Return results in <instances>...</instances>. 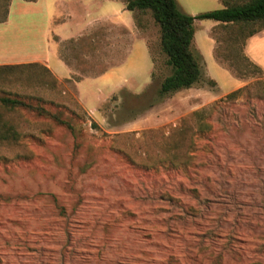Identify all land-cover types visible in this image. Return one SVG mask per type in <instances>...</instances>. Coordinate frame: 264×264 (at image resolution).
I'll return each mask as SVG.
<instances>
[{"label":"rangeland","instance_id":"rangeland-1","mask_svg":"<svg viewBox=\"0 0 264 264\" xmlns=\"http://www.w3.org/2000/svg\"><path fill=\"white\" fill-rule=\"evenodd\" d=\"M47 1L65 18L51 31L77 36L55 37L70 76L56 57L53 75L0 52V97L33 106L0 102V264H264V69L246 65L250 38L231 50L235 32L197 19L202 77L161 95L171 67L150 11ZM177 1L193 16L223 7ZM9 126L17 139L2 138Z\"/></svg>","mask_w":264,"mask_h":264},{"label":"trees","instance_id":"trees-1","mask_svg":"<svg viewBox=\"0 0 264 264\" xmlns=\"http://www.w3.org/2000/svg\"><path fill=\"white\" fill-rule=\"evenodd\" d=\"M10 1L0 0V22L8 18ZM220 1L223 7L193 16L182 11L177 0H126V8L128 10L150 11L160 27L161 48L167 56V64L171 67V74L167 75L162 81L160 87L161 95L190 88L196 85L202 77L201 64L192 49L195 38V21L197 19L215 20L222 23L225 28H229L230 32H235L234 36L229 37L226 42H229L228 47L231 50L237 51H243L247 40L264 30V0ZM90 43H92V39ZM243 57L247 61V66H253L261 70L258 65L249 60L246 54ZM18 65L21 67L40 66L44 71L54 75L48 67L41 63H23ZM8 67L10 66L3 65L0 68ZM235 94L236 92H233L229 97ZM0 102L8 108L24 105L33 107L22 99L15 97L3 96L0 97ZM3 127H7V125L5 124ZM2 138L17 139L11 126H9V132H7L6 128Z\"/></svg>","mask_w":264,"mask_h":264},{"label":"crops","instance_id":"crops-1","mask_svg":"<svg viewBox=\"0 0 264 264\" xmlns=\"http://www.w3.org/2000/svg\"><path fill=\"white\" fill-rule=\"evenodd\" d=\"M52 6L55 8L57 3L53 2ZM54 15L55 18H53ZM57 16L49 9L47 0H11L8 18L0 22V52L7 53L10 58L2 64L37 62L45 65L57 75L51 61L53 57H56L54 59L57 62L60 61L62 65L56 62L55 66L61 72L62 66L67 68L68 76H70L71 68L67 61L60 56L59 44L55 37L74 39L77 36L65 37L60 33L51 31L53 23H60L65 20L62 18L61 21L59 19L55 21ZM105 20L104 18L101 19V21ZM118 23L128 27L133 34V24L122 21ZM245 51L252 61L264 69V30L248 40Z\"/></svg>","mask_w":264,"mask_h":264}]
</instances>
